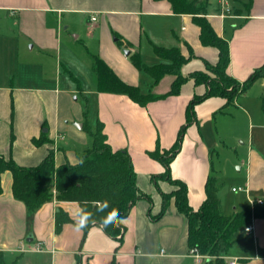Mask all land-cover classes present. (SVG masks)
Listing matches in <instances>:
<instances>
[{"label": "crops", "instance_id": "1", "mask_svg": "<svg viewBox=\"0 0 264 264\" xmlns=\"http://www.w3.org/2000/svg\"><path fill=\"white\" fill-rule=\"evenodd\" d=\"M208 2L206 17L216 34L228 42L227 73L244 83L264 66V0ZM225 8L230 12L223 13ZM116 35L125 43L123 47L118 45ZM74 47H81L91 60L92 75L87 85L77 72ZM154 47L178 49L189 59L181 67V74L188 80L177 95H167L175 76L166 75L155 84L130 59L138 53L147 67L163 63ZM126 50L130 51L129 56L125 55ZM218 55L215 47L202 45L200 28L192 16L174 14L167 1L0 0V156L30 168L40 165L53 151L56 166L67 162L74 165L92 145L84 127L95 131L101 123L113 150L128 151L137 186L147 195L136 202L124 219L123 235L112 238L101 226L77 230V203L59 202L54 197L30 213L14 197L12 174L6 172L2 175L0 195V252L5 262L210 264L191 255L188 221L174 199L158 217L162 193L171 194L176 187L160 178L165 167L149 153L173 147L186 124L189 103L206 92L204 85H197L190 77L206 71L207 64L215 65ZM94 57L103 60L123 82L138 87L142 94L163 98L141 106L127 95L99 92L92 69ZM145 58L154 64L144 63ZM254 86L264 100V82ZM77 95L84 104H76ZM245 98L247 94L232 105L221 97L200 103L196 107L197 122L188 126L170 173L173 179L187 185L189 204L194 210L206 200V184L211 176L219 182L218 196L225 215L251 207L253 215L246 226L254 229L248 234L245 226L237 234L225 259L227 264H264V205L250 204V200L264 198V123L253 122V114L241 110L248 118L249 128L244 142L235 148L219 141L220 128L212 126L219 114L228 113L226 110L242 109L240 103ZM229 128L233 139L244 137L238 120ZM44 131L51 143L35 145L33 140ZM222 150L236 157L238 176L228 178L220 162L217 166ZM240 188L246 191H239ZM60 209L75 223L57 227Z\"/></svg>", "mask_w": 264, "mask_h": 264}, {"label": "trees", "instance_id": "2", "mask_svg": "<svg viewBox=\"0 0 264 264\" xmlns=\"http://www.w3.org/2000/svg\"><path fill=\"white\" fill-rule=\"evenodd\" d=\"M154 1H167L171 4L174 14L192 16L193 23L200 28L202 45L215 47L219 53L215 65L207 64L206 71L193 73L190 77L197 85H204L206 92L201 96H195L189 103L186 110V124L179 131L170 155L161 156L160 148L149 153L165 167V172L160 175V178L176 187L171 194L162 193L163 205L158 217L165 213L169 202L174 199L177 208L188 221L190 250L198 249L201 255L208 257L207 261L210 264H227L225 258L235 244L237 234L251 220L252 208L248 207L234 215H225L218 196L219 182L217 178L211 176L206 184L207 198L198 210H194L189 204L187 185L172 178L170 166L172 160L181 151L188 126L197 122L196 107L211 97L224 98L228 100L227 105L236 103L261 78L264 66L257 69L244 83H239L227 73L230 63L228 42L216 34L206 17L209 9L208 0ZM115 37L118 45L123 47L125 43L119 36ZM154 49L155 54L164 61L163 63L147 67L138 53L132 55V63L140 71L152 77L155 84H158L166 75L175 76L172 89L167 95H177L182 85L188 80L181 74V67L189 59L185 58L178 49L160 47H154ZM92 69L97 76L99 92L127 95L141 106L163 98V96L144 95L138 87L126 84L98 57H94ZM209 74H213L216 79L211 78ZM231 85L236 90L230 93L226 87ZM84 129L90 135L92 145L74 165L67 162L56 166L53 151L49 152L40 165L30 168L21 167L14 160H6L0 156V195L3 192L2 175L10 172L13 178V195L26 205L30 213H35L42 205L51 202L54 197L59 202L77 203L80 207L79 219L81 210L91 214V220L88 226L83 228L84 230L92 226H101L108 236L117 238L123 235L125 228L123 221L132 207L138 200L146 199L147 195L137 186V174L128 151L113 150L104 133L103 124L99 123L95 131L88 126ZM33 142L35 145L51 143L46 131ZM261 211L264 215V209ZM112 212H117L118 218L113 224L105 227L104 220ZM255 213L259 215L260 212L257 210ZM56 223L60 228L65 223L75 222L60 209L56 216ZM0 264H8L1 252Z\"/></svg>", "mask_w": 264, "mask_h": 264}, {"label": "rangeland", "instance_id": "3", "mask_svg": "<svg viewBox=\"0 0 264 264\" xmlns=\"http://www.w3.org/2000/svg\"><path fill=\"white\" fill-rule=\"evenodd\" d=\"M177 26L180 30L181 26L179 25V23L177 24ZM74 54L76 58L75 66L77 68V72L78 74H80L83 81H85L84 82L85 85H87L89 83V78H90L89 75H92V72L89 69L91 60L86 58L84 50L81 47H74ZM144 63L148 65L154 64L153 61H151L148 58L144 59ZM209 75L211 78L216 79V77L213 74H209ZM257 82H264V69L261 72V78ZM226 88H227V91L230 93L236 90V88L232 85ZM260 94L261 92L259 88H257V86L252 87L247 93V98H245V100H243V102L240 103V106L242 107V109L240 108L239 110L236 111L235 108H230L229 110H226V112H228L227 114H219L217 116V119L212 122V126L213 127L219 126L220 128L219 135H218L219 141L224 142V144L231 145L234 148L240 146V144L244 142V138L247 135L248 128H249V122H248V118L246 117V114H244V112L241 111L243 109L253 114V117H254L253 122L256 123V121L259 120L260 122L264 123V100L259 98ZM77 97H79V95H77ZM79 103L84 104L83 100L80 97L78 101H76V104H79ZM240 114H241V117H237V115H240ZM236 120H238L239 122V128H240L241 133L243 134L242 136H244L240 139H233V137L230 134L229 127ZM170 153H171V149L160 151V155L164 157H168ZM235 158L236 157L232 158L228 152L222 150L219 153V157L216 159L217 166L220 162L219 166L223 168L224 171H226V173L228 174L227 175L228 178L229 176L231 177L238 176V173H237L238 165H235V161H234ZM230 181L233 182L234 180H230ZM207 259H208L207 256L203 257V260H207Z\"/></svg>", "mask_w": 264, "mask_h": 264}, {"label": "built area", "instance_id": "4", "mask_svg": "<svg viewBox=\"0 0 264 264\" xmlns=\"http://www.w3.org/2000/svg\"><path fill=\"white\" fill-rule=\"evenodd\" d=\"M225 3H223V5H224ZM224 6H222V8H223ZM229 13L230 12V9L229 8H225L224 9V12L223 13ZM93 20H95V19H93ZM239 191H246L245 189H243V188H240V189H238ZM233 191H237V189H233ZM250 204H251V206H254V205H264V198H261V199H253V200H250ZM253 229H254V227L252 226V225H248V226H246L245 228H244V232L245 233H251L252 231H253ZM41 249V245L38 247V250H40ZM191 255L195 258V259H197L198 261H201L202 259H203V255H201V253L199 252V250L198 249H192L191 250ZM230 264H236V262L234 261V262H231Z\"/></svg>", "mask_w": 264, "mask_h": 264}, {"label": "clouds", "instance_id": "5", "mask_svg": "<svg viewBox=\"0 0 264 264\" xmlns=\"http://www.w3.org/2000/svg\"><path fill=\"white\" fill-rule=\"evenodd\" d=\"M117 218H118L117 212L110 213L109 216L104 220V226L107 227L109 224H113ZM90 220H91V214L81 210V216L77 224V230L87 227Z\"/></svg>", "mask_w": 264, "mask_h": 264}, {"label": "water", "instance_id": "6", "mask_svg": "<svg viewBox=\"0 0 264 264\" xmlns=\"http://www.w3.org/2000/svg\"><path fill=\"white\" fill-rule=\"evenodd\" d=\"M125 55H127V56H129L130 55V51L129 50H126L125 51ZM79 127H81V125H78ZM32 241V239H29V242H31Z\"/></svg>", "mask_w": 264, "mask_h": 264}]
</instances>
